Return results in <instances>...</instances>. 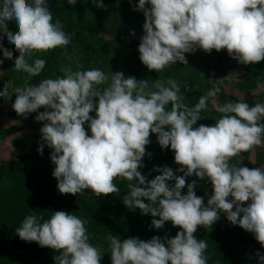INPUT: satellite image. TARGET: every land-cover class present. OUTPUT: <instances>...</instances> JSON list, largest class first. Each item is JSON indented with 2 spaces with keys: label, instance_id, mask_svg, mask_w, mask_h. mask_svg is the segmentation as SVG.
I'll return each mask as SVG.
<instances>
[{
  "label": "clouds",
  "instance_id": "obj_1",
  "mask_svg": "<svg viewBox=\"0 0 264 264\" xmlns=\"http://www.w3.org/2000/svg\"><path fill=\"white\" fill-rule=\"evenodd\" d=\"M92 2L104 6L102 0ZM67 3L75 5L76 0ZM133 11L144 15L138 52L149 70L160 72L176 62L187 65L185 54L198 49L206 53L226 49L243 65L264 60V0H138ZM9 23L15 33L9 32ZM0 40L18 51L13 68L29 78L39 75L46 63L40 58L29 63L34 52L70 42L61 22H53L48 0H0ZM0 55L2 61L13 60L7 50L0 49ZM59 70L62 77L17 88L12 104L18 115L37 113L35 120L43 123L37 151L43 155L45 145L51 149L59 193L76 195L85 189L98 197L119 193L113 180L120 177L129 182L122 200L129 210L150 214L154 229L165 222L180 229L172 238L153 236L147 241L107 236L111 264H207V244L194 233L198 226H212L221 213L252 233L264 248V166L229 164L232 157L264 142V103L221 105L213 99L212 108L222 114L220 118L213 126L193 127L218 89L209 90L189 108L182 103L180 85L171 78L156 80L153 91L147 80L125 78L123 72H112L109 83L100 69ZM99 85L107 86L101 90ZM7 95L5 85L0 97ZM42 107L45 110L37 112ZM150 133L161 150L174 152L179 165L175 171L182 175L167 166L156 169L161 174L151 180L141 174ZM193 175L207 178L212 186L206 205L195 193L196 180L186 185V177ZM85 223L73 213L55 211L47 220L26 216L15 232L25 242L58 252L55 264H100L103 253L89 243ZM257 256L258 264H264V254Z\"/></svg>",
  "mask_w": 264,
  "mask_h": 264
},
{
  "label": "trees",
  "instance_id": "obj_2",
  "mask_svg": "<svg viewBox=\"0 0 264 264\" xmlns=\"http://www.w3.org/2000/svg\"><path fill=\"white\" fill-rule=\"evenodd\" d=\"M102 3L103 7H97L92 0H76L75 5H69L67 0H48L53 22L59 20L63 25V31L71 36V39L67 46L51 49L40 57L46 63L36 76L38 83L46 78L62 77L64 74L59 70L61 67L59 58L63 51H70L80 62L79 67L71 68L73 71L100 69L109 76V83L112 72H123L125 78L133 76L137 80H147L151 90L155 91L152 85L156 80L163 82L171 78L180 85L182 103L192 108L202 95L213 89L200 78L201 70L197 63L205 62L208 69L223 75L235 73L236 60L228 55L226 49L219 52L212 50L210 53L198 49L194 53L185 54L187 65L176 62L175 65L160 72L147 69L139 60L140 42L134 40L144 34L143 12L133 11L138 0H131V3L129 0H102ZM7 28L9 32L15 33L13 24H7ZM0 49L10 53L15 51L3 40H0ZM241 65L243 73L235 85L241 92L254 96L256 100L246 99L245 103L250 106L264 103V88L257 87L258 84H264V60ZM106 86L97 87L102 90ZM15 98V95L7 97L12 104ZM213 99L221 105L234 102L227 92L217 91L215 97L209 98L207 107L200 112L202 118L193 127L200 124L213 126L220 118L222 114L212 108ZM2 104L0 98V264H55L53 257L59 255L58 252L41 247L34 241L25 242L15 232L23 219L33 214L47 220L52 212L65 211L86 221L89 243L103 253L100 264H111L109 242L106 239L109 235L119 236L121 240L138 237L147 241L153 236L162 239L172 238L180 231L179 227H173L171 222H165L161 229H154L150 227L153 219L150 214L142 215L138 209L129 210L122 203L129 182L120 177L113 180L120 189L119 193L99 197L91 189H85L84 193L76 195L59 193L57 181L52 176L55 165L50 160L51 149L45 145L43 155L37 151L42 143L40 129L43 126L42 122L35 120L37 113L23 116L21 120L22 116L11 108L5 110ZM170 108L169 104L167 109ZM37 112L43 111L38 109ZM90 115L94 117L95 112ZM10 120L23 122L24 125L10 124ZM261 123H264V120ZM24 126L38 131V136L28 138V143H31V154L18 159L14 157L3 159L7 139L22 131ZM84 127L90 135L87 122ZM149 139L150 143L146 145V155L143 157L144 167L139 169L141 174L145 175L147 180H151L161 174L156 169L167 166L173 169L174 174L182 175L183 173L175 171L179 165L174 162V152L169 149L161 150L155 134L150 133ZM13 141L15 146L19 145V139ZM229 164L249 169L264 166V151L256 150L254 163L247 151L232 157ZM193 180H196L194 186L196 195L202 197L206 205L212 194L210 182L207 178L199 180L193 175L186 177V185ZM186 191L185 186L182 194ZM194 235L207 244L204 253L208 257L207 264H258L257 253L264 254V248L255 240L253 234L238 224H231L223 213L212 226L205 228L198 226Z\"/></svg>",
  "mask_w": 264,
  "mask_h": 264
},
{
  "label": "rangeland",
  "instance_id": "obj_3",
  "mask_svg": "<svg viewBox=\"0 0 264 264\" xmlns=\"http://www.w3.org/2000/svg\"><path fill=\"white\" fill-rule=\"evenodd\" d=\"M140 38L141 37H136L134 38V40L136 42H140ZM69 39H71V36H69ZM45 53L46 52H34L28 62L32 63L35 59L40 58ZM11 54L13 56L12 61H2V57H0V61H2L0 62V85L2 84L0 90H2L6 85L8 92V95L6 97H0L3 101V104L1 106L5 110H8L10 108L13 109L12 102L8 100L7 97L15 95L17 88H24L28 85L38 84L36 76L29 78L27 73H24L22 71H16L13 68L14 60L16 56L19 55V53L15 50L11 52ZM59 60L61 66H64L66 68L79 67L80 65L78 57L70 51H63L60 55ZM197 64H199V69L201 70L200 78H202L207 83V85H209L213 89H218V91L220 92H227L229 98L232 99L234 102H236V100L240 102H245L246 99L256 101L254 96L247 95L241 92L235 85L238 83V80L243 73L242 65L237 61L234 62V66L236 67L235 73L233 75L228 74V76L223 75L220 72L218 73L214 70L208 69L205 62ZM40 109L42 111L45 110L43 107ZM23 118L24 117L22 116L21 120H23ZM9 122L10 124L14 125H24V123H20V121L18 122L10 120ZM34 135L38 136V131L24 126V129L22 131L8 138L2 155L3 159H12L13 157L18 159L30 155L31 143H28V138ZM17 139H19V145L15 146V143H12V141L14 140L13 142H15V140ZM257 149H262L264 151V142H262L261 145L254 146L253 149L249 150V158L253 163Z\"/></svg>",
  "mask_w": 264,
  "mask_h": 264
}]
</instances>
